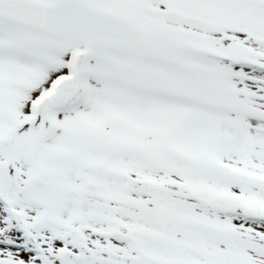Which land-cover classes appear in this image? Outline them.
Returning <instances> with one entry per match:
<instances>
[{"label":"rangeland","instance_id":"1","mask_svg":"<svg viewBox=\"0 0 264 264\" xmlns=\"http://www.w3.org/2000/svg\"><path fill=\"white\" fill-rule=\"evenodd\" d=\"M89 1L127 10L146 29L145 44L102 43L78 57L72 83L1 149L0 264H37L9 244L23 245L22 228L34 231V248L49 253L60 240L78 248L73 234L97 252L107 245L128 252L127 243L107 238L114 229L142 258L264 264V2ZM13 13L16 20L0 17V143L27 118L35 95L66 71L69 53L85 46ZM35 179L33 194L67 234L31 201L25 188ZM228 205L239 213L226 214ZM244 210L262 220L246 221Z\"/></svg>","mask_w":264,"mask_h":264},{"label":"water","instance_id":"2","mask_svg":"<svg viewBox=\"0 0 264 264\" xmlns=\"http://www.w3.org/2000/svg\"><path fill=\"white\" fill-rule=\"evenodd\" d=\"M57 5L56 6H47L43 8V11L41 13V16L39 17V23H37L40 26H43L44 28H47L51 31H58V32H62L65 31V29H61L58 30L57 27V22L55 20V18H50L47 15V13L51 10H53L54 8L57 9ZM67 6H63L62 8H66ZM72 9V8H71ZM82 12H84L83 9H81ZM86 17H89L90 14H86L84 13ZM101 16V17H100ZM100 19H102V21H98L97 24L100 25V27L96 28V27H89V31L85 32V36H81L80 38H83L85 40H87L90 44L97 42L99 40V38L103 37V36H111L116 39H131V37L138 36V31H136L135 29H133L132 27L130 28V26L126 23H124V25H119L118 22H116L115 20H113V18H109L106 15H99ZM60 19H58L59 21ZM121 22V18L119 19ZM111 25H117L118 26V30L114 31L111 30L113 29V27L108 28ZM105 27V28H103ZM135 32V33H134ZM120 235V234H119ZM121 236V235H120Z\"/></svg>","mask_w":264,"mask_h":264},{"label":"bare ground","instance_id":"3","mask_svg":"<svg viewBox=\"0 0 264 264\" xmlns=\"http://www.w3.org/2000/svg\"><path fill=\"white\" fill-rule=\"evenodd\" d=\"M23 6H25V5H23ZM23 8H25V7H23ZM26 8H27V7H26ZM60 75H69V72H66V73H64V74L61 73ZM71 80H72V79H70V80H66V81H63L62 83H60L59 86L56 88V90H55V92H54V97H55L56 95L59 94V92L62 90L63 87H65V86L68 85V84H71V83H72ZM36 95H37V94H36ZM36 95H35V96H36ZM39 95H40V94H38L36 98H38ZM36 98H35V99H36ZM35 99H34V100H35ZM46 102H48V101L45 100V101L41 102L42 104L39 103V106H40V105L43 106ZM40 107H41V106H40ZM34 150H35V146H34V148H33V153H34Z\"/></svg>","mask_w":264,"mask_h":264}]
</instances>
